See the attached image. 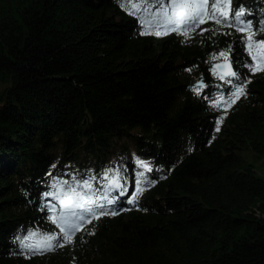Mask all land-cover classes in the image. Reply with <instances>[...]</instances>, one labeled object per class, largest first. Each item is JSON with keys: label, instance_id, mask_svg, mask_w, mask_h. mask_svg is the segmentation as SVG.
I'll list each match as a JSON object with an SVG mask.
<instances>
[{"label": "trees", "instance_id": "1", "mask_svg": "<svg viewBox=\"0 0 264 264\" xmlns=\"http://www.w3.org/2000/svg\"><path fill=\"white\" fill-rule=\"evenodd\" d=\"M164 2L0 0V264H264V177L245 157L264 160V69L234 25L147 30ZM230 3L264 23V0ZM227 58L237 77L213 73ZM58 182L102 214L25 247L60 231Z\"/></svg>", "mask_w": 264, "mask_h": 264}, {"label": "snow or ice", "instance_id": "2", "mask_svg": "<svg viewBox=\"0 0 264 264\" xmlns=\"http://www.w3.org/2000/svg\"><path fill=\"white\" fill-rule=\"evenodd\" d=\"M208 19L214 20L217 24L224 23L228 26L234 25L239 32L246 34V49L252 58V63L247 64L248 69L252 72L257 71L258 68L264 69V39H257L254 36L255 30L264 27V23L256 22L254 25L253 21L248 18V14L244 7L241 6L238 10H233L230 0H223V2L213 0L211 3L209 0H165V2L156 9L155 16H150L147 20L141 17L140 23L144 24L149 31L153 28L163 27L165 31H181L187 37L190 35L192 29ZM165 31H156L155 34L163 35ZM200 31L206 32L209 31V29H201ZM212 31L214 34L216 30L213 29ZM219 31L223 32L224 30L219 29ZM219 54L229 57L231 55L224 50H221ZM227 63V77H237L239 74L237 71L233 70V62L229 59ZM212 71L218 76L222 75L216 71L215 66ZM250 79L251 77L249 76L235 86L234 93L225 106H229L230 102H234L239 95L246 94L245 86ZM200 83H202V81ZM228 84H232V79H228ZM196 90L199 91V89ZM210 102L213 104L217 103L216 101ZM140 162L143 163V161ZM145 166L147 167L148 165ZM105 175H107V173H105ZM75 183H82L84 188H92V184L88 180H77ZM113 183L116 187H123L118 180ZM152 183H155V181H152ZM140 191H142V189L139 184H137V193ZM45 195L56 196L62 206L58 211L57 208L51 207V201L46 202L47 206L51 207L53 213L51 219L60 226V231L47 233L41 241L25 244V247L36 248L38 250L51 249L57 236L61 237L58 243L70 242L77 228H82L84 226L85 220L92 219L94 216L102 214L98 213L97 210L93 208L88 195L80 188L65 186L64 183L58 182L57 191L50 193L46 192ZM132 198L134 200L137 198L136 193L132 194ZM108 202L112 203V200ZM92 231H95V229L93 228ZM33 235L34 234H30L29 237H25V240L32 238Z\"/></svg>", "mask_w": 264, "mask_h": 264}, {"label": "rangeland", "instance_id": "3", "mask_svg": "<svg viewBox=\"0 0 264 264\" xmlns=\"http://www.w3.org/2000/svg\"><path fill=\"white\" fill-rule=\"evenodd\" d=\"M179 32H181V31H179ZM112 155H111V159H115L116 156H114V154H112ZM245 157L248 158L247 159L248 161H251L254 164L257 173L264 177V160H263V158L255 160V158L251 155V152H247Z\"/></svg>", "mask_w": 264, "mask_h": 264}, {"label": "water", "instance_id": "4", "mask_svg": "<svg viewBox=\"0 0 264 264\" xmlns=\"http://www.w3.org/2000/svg\"><path fill=\"white\" fill-rule=\"evenodd\" d=\"M229 59H230V58L216 61V62L214 63V65H213V67H214V66L216 67L217 72L221 73V74L224 75V76H227V75H226V69H227V66H228V63H227V62H228ZM230 60H231V59H230ZM232 67H233V70H235L233 64H232ZM200 82H201V81H199L198 84H202V85L205 84L203 81H202V83H200Z\"/></svg>", "mask_w": 264, "mask_h": 264}]
</instances>
